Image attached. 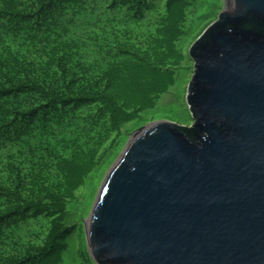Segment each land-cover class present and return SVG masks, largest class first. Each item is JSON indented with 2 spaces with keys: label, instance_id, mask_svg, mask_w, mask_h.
Segmentation results:
<instances>
[{
  "label": "trees",
  "instance_id": "obj_1",
  "mask_svg": "<svg viewBox=\"0 0 264 264\" xmlns=\"http://www.w3.org/2000/svg\"><path fill=\"white\" fill-rule=\"evenodd\" d=\"M194 0H0V264H60L97 163L176 93Z\"/></svg>",
  "mask_w": 264,
  "mask_h": 264
},
{
  "label": "water",
  "instance_id": "obj_2",
  "mask_svg": "<svg viewBox=\"0 0 264 264\" xmlns=\"http://www.w3.org/2000/svg\"><path fill=\"white\" fill-rule=\"evenodd\" d=\"M189 56L194 122L127 145L86 228L96 264H264V0L226 5Z\"/></svg>",
  "mask_w": 264,
  "mask_h": 264
},
{
  "label": "rangeland",
  "instance_id": "obj_3",
  "mask_svg": "<svg viewBox=\"0 0 264 264\" xmlns=\"http://www.w3.org/2000/svg\"><path fill=\"white\" fill-rule=\"evenodd\" d=\"M226 2V0H194L193 10L189 12L190 22L186 24L185 36L180 41V47L186 51L187 60L177 68L174 86L176 93L165 105L143 116L131 130L122 128L121 139L97 163L94 172L87 177L82 188L72 197L69 202V213L61 220L64 231L60 264H96L88 248L86 228L105 178L127 145L137 135L138 130L144 127L147 129L146 127L159 121L173 122L181 126L193 124V115L186 101L189 83L195 73V63L189 56V49L199 36L218 20Z\"/></svg>",
  "mask_w": 264,
  "mask_h": 264
},
{
  "label": "bare ground",
  "instance_id": "obj_4",
  "mask_svg": "<svg viewBox=\"0 0 264 264\" xmlns=\"http://www.w3.org/2000/svg\"><path fill=\"white\" fill-rule=\"evenodd\" d=\"M227 2H226V5L227 6H232L233 5V3H234V0H232V2H229V0H226ZM145 130V129H144ZM144 130H142L141 132H143ZM135 137V136H134ZM133 137V138H134ZM92 215V214H91ZM90 218H92V216L90 217Z\"/></svg>",
  "mask_w": 264,
  "mask_h": 264
}]
</instances>
